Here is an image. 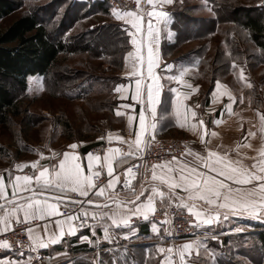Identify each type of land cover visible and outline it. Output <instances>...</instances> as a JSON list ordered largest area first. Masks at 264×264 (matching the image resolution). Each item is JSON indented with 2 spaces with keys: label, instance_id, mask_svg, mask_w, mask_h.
<instances>
[{
  "label": "snow or ice",
  "instance_id": "obj_1",
  "mask_svg": "<svg viewBox=\"0 0 264 264\" xmlns=\"http://www.w3.org/2000/svg\"><path fill=\"white\" fill-rule=\"evenodd\" d=\"M172 3L173 0H135L134 10L112 9L114 18L123 22L122 32L130 37L132 45L123 57L127 83L118 84L114 89L121 93L122 101L130 99L133 102L121 103L116 111L117 117H126L129 136L125 138L118 132L109 131L106 137H98L109 145L102 150V154L97 151L82 156L76 151L82 142L67 145L68 150L63 153L45 144L49 151L47 157L39 149H29L36 152L39 159L15 164L14 167L20 171L30 167L33 170L31 174L13 176L10 169L5 170L7 181L0 174V234L11 231L14 223L27 225L28 243H21L20 247L31 252L59 244L65 236H75L84 227H90L93 236L97 227L102 228V239L112 243L113 228H127L128 233L123 238L130 239L136 234L131 226L132 217L149 221L158 206L165 209L161 226L171 223L167 210L173 206L193 216V227L196 229L220 224L230 216L264 222V110H256L258 129L253 130L256 125H252L247 135L234 147L223 144H217L215 148L210 146L212 138L218 133L207 129L205 120L186 103L197 88L185 77L192 68L199 66L200 61L179 65L162 62L160 25L167 26L169 23L170 13L163 9ZM173 35L168 32L170 40ZM232 67L233 70L237 67L234 61ZM162 81L168 83L171 96L162 97L165 88ZM238 81L242 82V87L253 88L247 82L243 69ZM171 82L179 87H172ZM181 88L191 91H182ZM223 96L228 98V103L220 110V118L212 120L213 125L223 122L225 112L228 116L237 115L234 104L237 99L240 103L245 100L243 92L237 98L227 85L217 80L212 91L213 103ZM247 99L251 105L253 98L249 96ZM173 121L174 126L198 137L203 152L193 149L190 142H182L183 150L179 156L173 154L175 150L170 148V158L158 157L149 164L147 154L153 142H157V136L167 127L173 126ZM258 133L259 147H254L251 139L256 138ZM113 141L126 145V149L112 146ZM243 149H249L255 155H249ZM44 160L49 162L41 163ZM133 160L137 163H130ZM105 173L106 182L102 179ZM134 181H138L139 189ZM53 218L55 231L50 230ZM36 222H43V234L41 224ZM235 231L240 232L241 229L236 228ZM152 232L160 241L173 235L170 228L164 227V236H161L155 223L152 224ZM207 235L206 231L205 238ZM211 238L216 240L218 237L213 232ZM79 239L97 249V258L92 264H107L100 258V237L93 241L81 235ZM10 248L8 240L0 239V249ZM194 249L197 257L203 250L215 264L214 254L200 237L166 249L157 245V251L164 254L161 264H192ZM147 251L151 254L152 250ZM124 252H127L126 248ZM33 259L32 256L27 261L0 259V264H32ZM113 264H118V261Z\"/></svg>",
  "mask_w": 264,
  "mask_h": 264
},
{
  "label": "rangeland",
  "instance_id": "obj_2",
  "mask_svg": "<svg viewBox=\"0 0 264 264\" xmlns=\"http://www.w3.org/2000/svg\"><path fill=\"white\" fill-rule=\"evenodd\" d=\"M17 1L21 3V6L0 20V31L23 13L34 11L39 16L46 15L45 13L56 0ZM65 1L68 4L77 0ZM81 1L87 3L92 0ZM234 1L243 6L257 2V0ZM208 2L211 4L210 1ZM65 6L62 4L56 15L57 19ZM78 16L79 18L74 21L73 26L66 33L74 39L88 27L110 23L108 15L101 12L81 17L78 14ZM222 16L225 17L223 14ZM68 19L72 20L70 14ZM198 26L199 24L195 26L192 24L190 30L185 32L187 35L177 37L173 45L179 46L186 40L196 42L194 46L197 52H203L205 57L201 65L198 66L200 71H204L202 77L204 79L213 70L214 76L217 73L222 74L230 83L242 85V82L238 81V77L243 69L247 82L253 85V88L248 91L255 90L258 102H264V63H261L263 59H259L260 54L257 47L253 45L245 32L228 21L212 31L208 30L211 26L209 23L204 22L199 28L201 30H198ZM117 40L102 39L95 42L97 47H103L105 55H99L100 50L95 47L91 51L80 50L77 47L74 51L61 52L53 67V72L59 75V84H54L52 76L44 78L40 75H33L27 78L25 91L14 93L19 103L20 113L17 116H11L8 122L0 123L1 166L15 168V164L39 159L36 152L29 151V149H39L47 157L49 151L44 147L45 144L58 152L68 150L67 145L74 142H82L80 146L94 145V143L104 141L98 140V137L106 136L109 131L116 130L121 126V118L115 115L116 98L114 96V82L120 62L119 54L116 55L117 49H113ZM77 44L79 45L78 42ZM235 49L237 53H241L242 59H234L236 68L239 70L235 69L236 72L233 75L228 73L227 68H229V63L233 62V59L232 61L228 59L232 57L230 52H235ZM45 161L47 160L41 161V163ZM28 168L30 167L25 169ZM263 224L259 221L252 222L238 218L230 220L224 227L231 228L230 231L235 233H239L235 229L240 228V232L250 235L257 233L259 229H264ZM236 236L238 235L232 237ZM249 237L256 239L252 238V235ZM209 238L212 239L211 235L206 239ZM220 247L225 248L227 244L220 245ZM234 247L248 250L245 254L234 256L239 263L247 264L249 259L254 262H250L251 264H257L259 261L260 253L256 249L255 241L251 240L245 244L234 245Z\"/></svg>",
  "mask_w": 264,
  "mask_h": 264
},
{
  "label": "crops",
  "instance_id": "obj_3",
  "mask_svg": "<svg viewBox=\"0 0 264 264\" xmlns=\"http://www.w3.org/2000/svg\"><path fill=\"white\" fill-rule=\"evenodd\" d=\"M81 1V0H79ZM253 6H260L262 4V0H257V2L252 4ZM179 9H181L179 11ZM210 9V10H209ZM164 11L170 13V20L167 26L163 23L160 25L161 28V38L159 43L160 53L163 64H189L194 63V61L199 60L200 65L202 60L205 58L203 56V52H197L196 47L194 46L193 40H186V42L180 44L179 46H174L173 43L176 41V38L179 36L187 35V31L189 29L186 27L185 23L188 19L191 18H198V19H213L216 17L214 10L212 9V5L206 0H173L172 4H167L164 6ZM183 18V19H182ZM110 21L123 25L122 21H118L112 15V11L110 12ZM220 23V24H219ZM231 23V22H229ZM225 24V21L218 22L216 27ZM233 24V23H232ZM235 25V24H233ZM217 29V28H216ZM171 31L174 35L173 38L170 40L168 38V32ZM127 36V34H126ZM128 42V49L124 53L123 57L126 55L127 51L132 49V45L130 43V37L127 36ZM236 52V53H235ZM235 52H230L232 57L228 58L229 60L236 62L234 59H242L240 54ZM122 57V63L116 75L117 81L114 84V89L118 84L127 83L128 78L125 77L124 73L126 71L124 67V59ZM237 63H239L237 61ZM230 65L233 62L229 63ZM227 68L228 73L235 75L236 70H233V67ZM239 70V68H236ZM201 76V78H200ZM204 76V71H200L198 67L192 68L190 73L185 77V79L193 85V87L197 88V91L192 93L189 99L186 101L190 106L194 108V110L201 116L206 123L207 129L210 131H215L218 133V136L212 138L211 147L215 148L217 144H223L227 147H234L237 141H241L244 136L247 135L250 127L252 125H256V128L253 130H257L259 126L258 117L256 115V110L259 108L264 110V102H258L257 96L255 94V90L248 91L247 87H242L239 84H232L228 80H226L225 76L222 74L213 75V70L207 74L206 79L202 78ZM209 77V78H208ZM219 80L222 85H227L233 92V95L237 98L240 97L241 92L245 97L243 103L239 102L237 99L236 103L234 104V111L237 115L228 116L227 113H224L223 122L220 125H213V119L220 118V110L222 109L223 105L228 103V98L226 96L219 97L217 103H213L212 91L215 90L216 81ZM165 83L164 91L162 92V97L164 96H171V93L168 92V83ZM172 87H179L175 82H171ZM182 91L190 92V89L181 88ZM114 96L116 98V107H115V115L116 111L119 109L121 103H133L130 99L127 101H122L120 99L121 93H118L114 90ZM251 96L253 98V103L249 105L247 97ZM196 105H200V107H196ZM215 109V111H213ZM123 110V109H120ZM139 110V106H137L136 111ZM131 111V109H129ZM168 111H171V102H168ZM121 118V126L116 129L112 130V133H120L122 136L127 138L129 136V129L127 126V119L126 117ZM107 136V134H106ZM105 136V137H106ZM134 138V137H133ZM157 138H186L189 140L190 145L193 149L197 151L203 152V146L200 144L199 139L197 136L193 135L192 133L181 129L177 126L167 127L162 133H160ZM107 143L106 140H104ZM251 143L254 147H259V133L257 134L256 138L251 139ZM98 144V143H97ZM108 144V143H107ZM94 145H96L94 143ZM85 146H79L76 150L82 156L88 153V149H84ZM93 146V145H92ZM109 146V145H108ZM107 146V147H108ZM112 146H120L121 145L113 141ZM125 149H126V145ZM91 147V146H90ZM106 147V148H107ZM66 151V150H65ZM224 151V149H221ZM242 151L247 152L249 155H255L249 149H243ZM63 153V151H60ZM102 154V153H101ZM191 159V158H190ZM49 161H45L44 163H48ZM251 163V161H248ZM86 164V161H85ZM126 167V165H125ZM11 170L12 175H24L27 174L23 169V171L17 170L16 168H10L8 166H1L0 165V174L5 176L7 181V171ZM31 169V168H28ZM31 169V173H32ZM105 182L107 179L106 173L104 174ZM137 189H139V183L137 181L136 184ZM9 194H11V189H8ZM159 208V206H158ZM187 212V211H186ZM187 214H189L187 212ZM190 215V214H189ZM193 217V216H192ZM194 218V217H193ZM244 219L252 222L259 221L262 224L264 222L260 220H254L247 217H240V216H230L228 220L223 221L220 224H213L210 226H204L201 228L200 231L206 232L209 235H212L214 232L218 238L223 236H233V235H242V232L235 233L230 231L231 228H227L228 222L232 219ZM136 219V220H134ZM195 219V218H194ZM41 224V234H43V222H36ZM107 223L110 224V221ZM155 223L160 228V235L164 236V227L166 225L161 226L160 222L158 221H145L142 217H132L131 226L136 230V234L133 235L130 239H124V235L128 233V229L121 227L119 229L113 228L112 231V243L108 241H104L103 237V230L100 227L96 229V235H92V229L88 231H79L75 236H65L63 241L56 245H50L48 248L39 249L36 252L27 251L22 255L18 256H11L7 254V249H4L3 254L0 255V259L4 260H11V261H27L29 256H32L34 259L32 260V264H73V263H82V264H92V261L97 258V249L87 243V241H80L79 237L81 235L88 236L90 239L95 241L97 237H100L101 249H100V258L107 262V264H113L114 261H118V264H161V260L164 257V254H161L157 251V245L164 247L165 249L170 245L180 246L184 243L189 242L193 239L188 238H176L173 235L170 237L165 236L163 241L157 239V234L152 232V224ZM264 225V224H263ZM50 230L55 231V223L54 218L53 222L50 224ZM217 238V239H218ZM209 239H202V242L207 246ZM219 241V239H218ZM127 249V252H124V249ZM107 249H111L112 251H106ZM147 249H151V254L148 253ZM209 249V247H208ZM210 250V249H209ZM39 252L43 255V259L38 261L36 260V253ZM211 253H213L210 250ZM123 253V254H122ZM215 264H220L217 258L214 255ZM178 261V257L176 258ZM192 264H213V259L209 258V255L204 253L201 250L199 257L196 255V250L192 251L191 255Z\"/></svg>",
  "mask_w": 264,
  "mask_h": 264
},
{
  "label": "trees",
  "instance_id": "obj_4",
  "mask_svg": "<svg viewBox=\"0 0 264 264\" xmlns=\"http://www.w3.org/2000/svg\"><path fill=\"white\" fill-rule=\"evenodd\" d=\"M208 1L211 2L216 17L204 20L187 19L186 27L190 30L192 24L194 26L199 24L197 28L201 30L199 28L205 22L211 24L212 27L210 26L208 30L212 31L216 29L218 22H231L237 25L242 32H245L253 45L257 47L260 54L259 59H263L261 63H264V6H243L236 4L234 0L233 3L232 0ZM62 4L66 6L57 19L56 15ZM19 6L21 3L17 0H0V20L9 16ZM95 12H101L110 17L111 11L102 0H92L87 3L77 0L68 4L65 0H56L45 13L46 15L39 16L34 11L23 13L0 31V123H6L11 116H17L20 113L19 103L14 93L25 91L29 76L40 75L44 78L52 76L54 84H59V75L53 72V67L61 52L74 51L77 47L80 50L91 51L95 47L100 50L99 55H105L103 47H97L95 42L102 39L107 41L118 39L113 49H117L116 55L119 54L118 69L120 68L122 57L128 49L127 36L122 32L121 24L110 21V23L88 27L75 39L66 34L73 26L74 21L79 18L78 14L81 17ZM69 14L72 16V20L68 19ZM116 81L117 77L114 84ZM90 146L92 145L89 144L84 149H88ZM251 235L256 239H251L249 237ZM218 239H210L207 247L220 264H245L239 263L234 256L245 254L248 250L237 249L234 245L245 244L251 240L255 241L256 249L260 253L257 264H264V229H259L257 233L250 235L224 236ZM225 244L227 247H220ZM250 262L254 263L249 259Z\"/></svg>",
  "mask_w": 264,
  "mask_h": 264
},
{
  "label": "built area",
  "instance_id": "obj_5",
  "mask_svg": "<svg viewBox=\"0 0 264 264\" xmlns=\"http://www.w3.org/2000/svg\"><path fill=\"white\" fill-rule=\"evenodd\" d=\"M104 1L109 10L112 11L113 8L118 10H134L135 0H102ZM157 142H153L151 151L147 154V160L149 164L155 162L158 157L163 158H170L169 151L170 148L175 150L173 154L179 156L180 152L183 150L182 142H189L186 138H156ZM108 146L107 143L100 142L96 145H93L89 148V152H97L105 149ZM124 147V145H121ZM130 163H137V161L133 160ZM127 166V165H126ZM143 171V169H141ZM27 174H31V169H26L25 171ZM102 179L105 181V177L103 176ZM99 183V181H98ZM137 184V181L133 182ZM167 215L169 220L171 221L170 224H166L168 228L172 230L173 236L176 238H188V239H196L200 237L201 239H206L210 237L208 234L205 238V232L200 231V229H196L193 227L194 218L187 214L186 210L181 212L180 210L176 209L174 206L171 209L167 210ZM165 218V209L158 208L157 212L150 218V220L161 222ZM136 220V219H134ZM91 222V220H90ZM27 225L23 223L16 224L14 223L13 228L11 231L7 233L0 234V239L8 240L11 244V248L7 249V254L11 256H18L21 253H25L28 251L27 248H21L20 244H27V234L25 232V228ZM90 227H84L79 229V231H88ZM4 249H0V255L3 254ZM36 260L40 261L43 259V255L39 252L35 255Z\"/></svg>",
  "mask_w": 264,
  "mask_h": 264
}]
</instances>
